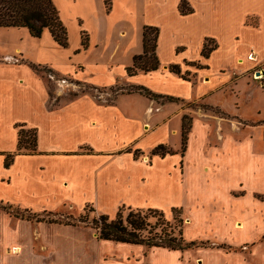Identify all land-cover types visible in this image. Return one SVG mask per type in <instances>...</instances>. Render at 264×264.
I'll list each match as a JSON object with an SVG mask.
<instances>
[{
    "label": "crops",
    "instance_id": "0c3cea01",
    "mask_svg": "<svg viewBox=\"0 0 264 264\" xmlns=\"http://www.w3.org/2000/svg\"><path fill=\"white\" fill-rule=\"evenodd\" d=\"M102 1H99L100 7L94 8L91 0H81L87 15L82 22L87 43L85 47L80 46L78 35L76 42L71 44L68 70H61L50 60L37 58L31 61L17 46L13 51L20 53L19 59L12 60L9 52H3L7 59L0 61V87L5 88L13 82L23 86V93L27 86L28 92L29 81L22 80V73H25L38 88L41 103L36 118L12 117L3 125L0 123V139L8 138L9 142L7 146H0V151H15L16 123L34 127L36 133L35 152L15 153L7 166H3V153H0V202L6 205L18 202L28 206L34 199L40 202V206L49 201L74 204L73 201L101 195L110 201L112 208L119 201L158 208L157 203L146 198V188L153 186L158 190V184L179 179L173 164L175 154L166 152L170 155L154 156L156 153L149 152L154 157L147 161L145 155H139L141 149L162 143L173 129L175 125L171 122L175 103H162L135 91H119L110 102H105L82 91L80 95L51 106L44 79L29 63L48 64L52 70L57 69L91 85H111L118 82L117 79L127 85L142 84L154 92L181 94L185 100H200L202 105L212 107L215 110L200 112L202 118L194 122L192 134L198 127L204 129V141L211 131L220 136L216 143L200 144L196 150L188 145L182 172L184 179L188 173H195L192 166L198 163L196 169L202 176L204 189L216 184L218 191L214 192L215 196L204 201L209 207L202 201L192 204V207L195 208L194 216L202 214L204 227L201 230L211 233L212 238L220 243L209 246L198 240L203 243L182 249L156 248L173 253L175 258L171 256V259L174 264H213L210 259L217 257L222 259V264H227L230 253L248 257V264H264V116L240 119L238 115L228 114L206 101L215 90L233 89L231 82L236 83L239 79L264 91V0H186L191 8L186 13L178 11L179 0H110L107 11ZM209 22L213 26L207 28ZM143 24L158 28L155 53L159 66L147 72L127 75L124 66L130 63L133 54L141 50ZM26 34L38 40L42 38L46 48L54 49L58 45L46 30L39 37ZM120 37H124V41L119 42ZM205 37L213 38L215 46L207 56H202L200 48ZM191 39L195 41L193 44ZM248 53L253 59L246 58ZM211 60L223 61L215 66ZM169 63H176L190 77L182 79L168 71ZM171 85L181 87V92L171 90ZM1 91L8 96L6 89ZM129 95L135 99L142 98L146 103L137 109L121 105ZM255 111L259 114L260 108L255 107ZM158 129L162 131L156 132ZM152 134L154 140L144 145V138ZM136 138L138 145L130 150L127 146ZM213 173L220 175L221 180L213 179ZM82 203L84 201L79 204ZM166 205L179 203L171 201ZM191 214L188 213L190 220L184 227L187 238H192L186 234L187 226L194 223ZM9 222V215L0 210V264L143 262L142 247L137 244L138 251L128 242L100 238L110 246L113 244L110 242H114L121 249L120 255L105 257L94 232L89 233L85 227L71 224L53 226L48 240L43 235L44 239L38 246L41 243L52 244L48 252L34 250L30 241L24 240L28 237L25 224L15 226ZM250 228L257 232L252 237L254 240L246 241L244 236L235 242L246 244L244 250H233L229 243H225L231 241L227 236L214 238V233L220 230L233 234L244 233ZM96 244L98 250L95 249ZM12 245L17 248L16 253L7 250ZM106 249L108 253L110 250ZM134 249L137 254L132 256L130 253ZM146 258L151 264H158L149 256Z\"/></svg>",
    "mask_w": 264,
    "mask_h": 264
},
{
    "label": "rangeland",
    "instance_id": "374dc122",
    "mask_svg": "<svg viewBox=\"0 0 264 264\" xmlns=\"http://www.w3.org/2000/svg\"><path fill=\"white\" fill-rule=\"evenodd\" d=\"M99 1L101 2V0H91V4L94 8H98ZM52 2L58 9L60 19L66 27L67 44L65 46L56 45L54 49H49L46 48L45 42L42 38V40H38V38L29 37L26 34V28L0 27V61L7 59L6 57H4L6 55H2L3 52H9L13 56L12 60H16V57L19 59L21 57L19 55L20 53H18L17 51H13V47L17 46L19 47L21 53H25V55L28 56L31 61H34L37 58L38 60H50L53 65L60 68L61 70H68L69 67L67 59L71 57V54L69 53V51L72 50L71 44L76 42L78 35L80 34V29L84 30L82 22L87 17L85 12V6L83 5L84 3L81 2V0H52ZM211 26L213 25L209 22L207 28ZM125 28L129 33V29L126 26ZM128 36L129 34L126 37V40ZM115 40L116 37L114 41ZM118 40L119 42L120 40L124 41V37H120ZM112 42L113 41H111L110 43ZM194 42V39H191L190 43L193 44ZM42 45H44V47L40 49V46ZM246 58L253 59V56L251 55V53H248L246 55ZM222 59L225 60V57H222ZM222 61L211 60L210 63L216 66V64H221ZM38 67L39 68L35 70V72L38 73L44 79V82L46 84V90L49 95V103L51 106H56L59 103L67 100L69 97L72 96L69 95L71 91H76L77 95L82 94L83 92L81 90L93 94L99 97L100 99L102 98V100L105 102H110L115 96V94H117L122 88L128 87L127 84L121 83L119 79H117L118 82L111 85L90 86L91 84L88 85L86 82H76L73 77L64 75L57 69H55L57 70V72L54 70L55 73L46 70V67H51L48 64H39ZM123 76L124 79H126L125 75ZM177 76L184 79L182 76ZM187 76L188 78L190 77L189 74ZM100 77L101 75H99L98 78ZM22 80H25V82L26 80L29 81L28 92L27 86L24 87L26 88V92L23 93V86L20 87L17 83L13 82L9 83L5 88H3L2 86L0 87V123L2 125L6 123V121L10 120L12 117L36 118V115L40 111L39 108L41 103V97L40 93L38 92V88L34 85V82L30 79L29 75L28 77H26L25 73H22ZM231 83L233 89L215 90L211 95L206 98V101H208L209 104L218 106L221 110L225 111L228 114L238 115L240 119L247 120L254 119L255 117H257V115L264 116V91L259 87L256 88L253 86L246 85L241 79L237 80L236 83ZM180 88L177 85H171L170 89L181 92ZM2 89H6L8 96H6L5 93H2ZM173 96H176L177 99L169 100L159 97L155 100L161 101L162 103L166 101H173L175 103V108L173 109L174 114L172 115V118L174 119L171 122V124L175 126L173 127V129H170L167 136L165 137V140L161 142L166 149L170 150L175 154V161L173 163L174 169L176 172H178V176L180 177L179 179H170L164 184H158V190H155L153 186H148V188H146V192L148 194L146 198L150 202L157 203L159 205L158 208H156L162 212L163 220L166 221V225H164V231L168 233V235H173L177 237L179 235L178 232L180 231V235L184 240H203L205 241L203 245L208 244L209 246H216L218 243H220V241H216L215 239H213L211 233L203 232L201 230V227H204V222L202 221V214L199 213L197 216H194L195 208L192 207V204L199 203V201L206 203V206L209 207L207 202L204 201H210L212 197L215 196V193H217L218 191V189H216V184H213L212 187H210L209 189H204L202 176L198 173V170L196 169L198 163L192 166V171L195 173H192L191 175H189L188 173V176L186 175L184 179L182 178L183 162L187 146L191 145L192 150H196L200 146V144H203V146H208V144H214L218 141V139H220L219 135L216 136V133H214V131H211L210 133H208L209 136L205 135L207 137L204 141L205 137L203 128L198 129V127H196L194 129L193 134L191 130V127L193 126L194 122H198V119L202 118L200 112L203 110L211 112L213 108L202 105V102L200 100H185L181 96V94L174 93ZM125 98L126 99L124 100V103H121V105L131 107L132 109H137L141 105L146 103V101L142 100V98L135 99L130 95ZM255 107L260 108L259 114H256ZM182 115H187L190 118V127L186 133L185 149L183 151H180V124ZM144 126L146 128L148 127L147 124ZM161 131L162 129L156 130V132ZM153 138H155L153 137V134L150 136H146V138H144L142 142L144 145H147L149 144L150 140H154ZM136 140L137 138L133 140L130 146H127L130 148V150H132V148L138 145ZM8 144V138L0 139V146H7ZM154 145L156 144H151L149 147L141 149L142 153L141 155H139V157H143V155H145L144 158L146 161L151 160L153 155L150 156L149 150ZM105 146L108 145L106 144ZM166 155H170V153H165L163 156ZM154 156L159 155L155 154ZM195 159L197 158L195 157ZM213 179L221 180V177L220 175L213 173ZM1 191L2 190H0V192ZM238 192L241 193V191L239 190ZM100 197L101 195H94L92 199H84L82 201L76 202L73 201L74 204L67 203L65 201H49L43 206H40V202L34 199L33 203L29 204L28 206H23L18 202H10L8 208L9 211L2 209L1 205L5 203L0 202V210L4 211L9 215V223H14L15 226L25 224V235H28V237H26L24 240H29L34 250L38 249L39 251L48 252L51 248L50 245L52 244L41 243V246H38V244H40V241H43L44 239L43 235H45L46 240H48V236L51 235L53 232L51 231L53 230V226L60 224H71L85 227L87 230H89V233L94 232V237L99 242V249L102 252H105V257L108 256L112 258L111 256L115 257L120 255L121 249H119L117 245L114 244V242L116 241L110 242L113 243L110 246L109 244H106L103 240L97 237L96 231L90 223L91 218L93 216H97V214L99 213H106L108 216L112 217L119 206H122V212L125 213L126 206L140 207L141 209H144L147 205L137 206L135 204L133 205L125 201H119L112 208L110 201L108 202V200L103 199V197ZM83 201L84 203L79 204ZM171 201L179 203V205H166L168 202ZM182 205H185V208ZM172 206L179 207V209L173 210ZM23 208H26V210H24ZM186 210L189 214L192 213L191 219L192 221H194V223H190V227L187 226L186 229V234L188 236H191L192 238H187L184 235V227L190 220V217L188 216V213H186ZM27 212L30 215L29 218L24 217ZM151 214L152 212H146V221L148 222L146 228L147 230H149V232L143 230V234L145 235H152L155 231L157 233H160L161 223L155 222L157 214ZM256 233L257 232H254L252 228H250V230L248 231H245L244 233L241 232L233 234H226V232L220 230L217 231V233H214V238L227 236L229 239H231V241L225 243H229L233 250H244L243 248H245L246 244L239 245L235 242L244 236L247 237L246 241H252L254 240V238L252 239V237ZM208 236L211 237V239H208ZM130 244L132 245L131 247L134 246L136 251L140 250L138 247H142L143 262H141V264H151V262L146 258L147 256H149V259L154 262H157L158 264H174V261H172L171 259V256L175 258L174 254L167 252L165 249L156 248L160 246H148L145 243H137L138 247H135L136 243ZM42 246H46V248H43ZM13 247L14 246L12 245L8 247L9 249L7 248V250L16 252L17 248ZM39 247H41V249H39ZM106 248H109L108 250H110L108 251V253H106ZM154 248L156 249L153 252H150V250H153ZM95 249L98 250L97 244L95 246ZM135 249L130 253L132 256L137 254ZM248 261V257L243 258V255H240V253H230V255L226 259L227 264H248ZM222 262V259L219 257L210 259V263L213 264H222Z\"/></svg>",
    "mask_w": 264,
    "mask_h": 264
},
{
    "label": "trees",
    "instance_id": "16d2710c",
    "mask_svg": "<svg viewBox=\"0 0 264 264\" xmlns=\"http://www.w3.org/2000/svg\"><path fill=\"white\" fill-rule=\"evenodd\" d=\"M105 10L109 9L110 0H103ZM180 13H186L191 10L186 0H179L177 4ZM0 27H24L29 35L39 37L43 30H46L51 38L60 46L67 44L66 27L60 19L58 9L52 0H0ZM158 28L155 25L143 24L141 28V50L133 54L130 63L124 66L127 75L136 72H147L154 70L159 66V60L155 53L156 37ZM80 46L85 47L87 43V35L83 29H80ZM215 46V42L211 37H205L200 48V55L207 56L209 51ZM31 67L37 70L39 64L29 63ZM167 69L183 78L187 77L186 71H181L176 63H169ZM46 70L55 73L50 67ZM79 82V80H76ZM89 85V84H88ZM93 86V85H90ZM127 88L120 91L138 92L148 98H165L169 100L177 99L176 96L154 92L142 84H129ZM83 91V90H81ZM76 91H71L69 95H76ZM16 144L15 151H0L3 153V166H7L15 153H33L35 152L36 133L34 127H25L24 123H16ZM190 127V118L182 115L180 124V151L185 146L186 133ZM171 152L166 149L162 143H157L150 148V153L163 155ZM134 154L135 151L133 152ZM1 207L7 211L9 204H3ZM123 213L122 206H119L112 217L106 213H99L91 218V226L95 229L96 235L101 239H109L112 241H121L128 243H145L148 246H164L169 249H182L185 247L195 246L203 242L194 239L184 240L180 231L178 236L168 235L164 230L166 221L163 220L162 212L154 207H130L126 206ZM26 210V208H23ZM178 210L179 207H172ZM146 212H152L151 215L157 214L155 222L160 224V233L156 231L152 235L143 234V230H147ZM29 218L30 215H24ZM68 223V222H64ZM164 223V224H163Z\"/></svg>",
    "mask_w": 264,
    "mask_h": 264
},
{
    "label": "bare ground",
    "instance_id": "6f19581e",
    "mask_svg": "<svg viewBox=\"0 0 264 264\" xmlns=\"http://www.w3.org/2000/svg\"><path fill=\"white\" fill-rule=\"evenodd\" d=\"M13 248H14V247H13ZM15 248H16V247H15ZM8 249H9V248H8ZM11 253H13V252H11ZM11 253H10V254H11ZM15 253H16V252H15Z\"/></svg>",
    "mask_w": 264,
    "mask_h": 264
}]
</instances>
